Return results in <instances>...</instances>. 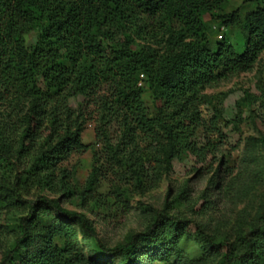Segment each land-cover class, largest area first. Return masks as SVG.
I'll return each instance as SVG.
<instances>
[{"label": "trees", "instance_id": "obj_1", "mask_svg": "<svg viewBox=\"0 0 264 264\" xmlns=\"http://www.w3.org/2000/svg\"><path fill=\"white\" fill-rule=\"evenodd\" d=\"M225 1L0 0V103L9 104L0 114V212L16 216L5 229L13 240L0 264H198L211 258L213 264H264V204L240 250L196 224L198 259L183 253L189 222L166 208L106 246L84 213L63 204L74 196L81 210L99 203L94 190L106 174L98 161L78 191L61 167L72 153L94 150L81 141L90 105L99 115L94 143L109 147L112 163L105 196H129V180L132 191L153 186L181 155L206 161L216 153L212 141L194 140L200 129L220 135L217 116H202V90L249 70L264 52V0H251L254 9L243 17L239 8L220 13ZM205 15L217 30L241 27L243 36L212 40ZM150 26L168 35L164 51L139 46L131 36L145 40ZM78 96L85 107L71 106ZM252 100L264 112V101ZM111 127L119 134L115 145ZM139 142L153 166L144 165Z\"/></svg>", "mask_w": 264, "mask_h": 264}, {"label": "rangeland", "instance_id": "obj_2", "mask_svg": "<svg viewBox=\"0 0 264 264\" xmlns=\"http://www.w3.org/2000/svg\"><path fill=\"white\" fill-rule=\"evenodd\" d=\"M236 8H239L243 17L246 12L254 9V3L251 0H226L219 12L229 13ZM204 19L208 27H211L210 35L214 41L225 38L234 42L243 36L241 27L217 30L211 16L205 15ZM148 34L150 36L146 34L145 40L134 33L131 36L139 46L148 44L155 50L164 51L168 35L161 33L157 26H150ZM219 34L222 35L221 39ZM32 40L30 36L29 41ZM263 86L264 52L249 70L227 75L206 85L202 90L204 98L200 110L204 120L217 116L220 135L200 129L194 140L199 145H204L206 140L212 141L217 148L216 153L209 155L206 161L188 154L181 155L173 159L169 174L162 175L153 186H145L142 190L132 191V180L128 179L130 183L127 186L131 192L129 196L119 198L105 196L113 182L110 173L112 163L108 158L109 147L105 143H94V128L99 115L90 105L85 111L86 122L81 141L92 143L94 150L72 153L61 163V167L69 172L70 182L77 191L83 186L95 161L101 164L100 170L106 177L99 179L94 190L93 198L99 200L96 206L90 205V208L81 210L76 205L79 202L78 196L64 202V206L84 213L106 246L120 243L129 234L140 231L157 209L166 208L169 214L189 222L186 229L188 236L183 244V253L187 257L198 259L200 256L198 238L194 236L196 224L217 240L229 242L235 250L242 249L243 234L250 223L258 222L264 204V112L260 103L252 100L254 97L260 98L263 104ZM143 100L150 114L154 113L155 107L149 92L144 93ZM79 105L85 107L81 96L71 100L72 107ZM8 108L9 104L0 103V114ZM108 136L109 142L115 145L119 137L117 129L109 128ZM139 147L144 165L153 166L145 144L140 143ZM35 193L36 189H32L30 195ZM15 219L12 213L0 212V260L13 240L12 234H8L5 229L14 226ZM76 230L78 232L77 227ZM78 238L81 236L78 235ZM81 243L87 255V244L83 240ZM201 248L207 250L205 245ZM214 262L215 259L211 258L198 264Z\"/></svg>", "mask_w": 264, "mask_h": 264}, {"label": "built area", "instance_id": "obj_3", "mask_svg": "<svg viewBox=\"0 0 264 264\" xmlns=\"http://www.w3.org/2000/svg\"><path fill=\"white\" fill-rule=\"evenodd\" d=\"M221 29H222V28H221ZM218 37L220 38V37H221V34H219Z\"/></svg>", "mask_w": 264, "mask_h": 264}, {"label": "snow or ice", "instance_id": "obj_4", "mask_svg": "<svg viewBox=\"0 0 264 264\" xmlns=\"http://www.w3.org/2000/svg\"><path fill=\"white\" fill-rule=\"evenodd\" d=\"M101 264H105V262H101Z\"/></svg>", "mask_w": 264, "mask_h": 264}]
</instances>
